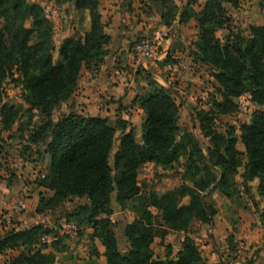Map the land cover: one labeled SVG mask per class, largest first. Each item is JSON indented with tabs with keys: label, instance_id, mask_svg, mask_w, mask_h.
<instances>
[{
	"label": "trees",
	"instance_id": "16d2710c",
	"mask_svg": "<svg viewBox=\"0 0 264 264\" xmlns=\"http://www.w3.org/2000/svg\"><path fill=\"white\" fill-rule=\"evenodd\" d=\"M56 1H75L77 11L87 13L90 21V29L83 37H67L59 47L52 39L51 23L39 4L29 0H0V18L4 21L0 27V104L3 83L16 71L19 77L15 81L23 85L30 111L35 110L42 117L31 138L36 144H45L48 155V170L36 181L41 188L36 211H55L70 198L80 199L72 211L66 213L67 222L91 229L89 239L102 243L106 264L199 262L200 252L189 237L185 238L176 260L152 257L150 246L154 238L159 235L164 242L168 230L157 232L154 229L149 206L161 212L170 230L185 231L195 218L212 222L215 210L208 198L213 191L218 190L227 198L238 191L234 175L241 160L236 148L235 127L228 126L221 131L218 120L236 111L235 99L244 93H251L254 100L264 104V22L249 27L252 37L244 44L238 41L222 45L215 33L229 20L223 4L239 5V0H207L196 13L198 53L201 60L214 69L216 81L214 92L209 96L210 108L197 113L200 130L211 142L204 154L192 133L184 131L179 137L180 105L174 89L160 85L145 68H141V72L147 81L146 91L133 99V104L145 114L140 139L130 123L122 118L113 122L109 117L86 116L71 110L57 121L52 119L54 110L75 96L83 68L94 64L100 69L112 41L107 24L102 20L99 0ZM147 1L161 5L160 23L171 28L178 17L175 0ZM195 1L188 2L180 15V23L195 14L192 9ZM175 63L168 54L162 66ZM141 72L138 70L136 75ZM0 116L4 128L10 130L18 110L1 104ZM117 133L120 136L113 165L111 157ZM241 142L247 157L244 191L258 205L251 184L258 182L257 195L264 201V111H256L250 123L242 125ZM180 160L186 161L183 183L160 199L152 195L145 201L139 195L140 168L151 162L165 167ZM114 168L118 171L116 175ZM115 190L120 204L136 200L142 207L140 217L125 227L127 251L120 249L110 218L114 212ZM262 224L264 226V215ZM52 232L40 225L25 229L10 227L0 237V253L25 248L22 264H56L55 253H44L41 246L44 236L57 235ZM50 244L55 245L54 240Z\"/></svg>",
	"mask_w": 264,
	"mask_h": 264
},
{
	"label": "rangeland",
	"instance_id": "374dc122",
	"mask_svg": "<svg viewBox=\"0 0 264 264\" xmlns=\"http://www.w3.org/2000/svg\"><path fill=\"white\" fill-rule=\"evenodd\" d=\"M39 4L52 26V39L57 47L70 36L83 37L90 29V21L87 13L77 11L75 1L56 0H29ZM100 1L104 6V2ZM190 0H175L178 6V17L172 27H166L158 21H154L146 32H138L134 35L126 47L133 53V59L123 61L120 69L127 71L130 76L123 80L110 81L99 94L95 101L96 108L101 110V115H107L113 122L119 118L127 120L141 138L142 123L145 114L142 109L133 104V98L137 94H143L147 88L145 74L140 67H133L130 63H138L140 60L133 52L136 42L151 38L160 34L163 37L161 50L166 44L171 47L170 56L176 61L174 66L162 63L167 58L164 54L159 61L146 67L153 78L162 86L174 89V96L180 105V118L178 125L182 132L192 133L199 141L204 154L211 145L210 139L205 137L199 126L197 113L200 109L208 110L209 96L214 92V69L204 63L198 53L196 42L199 38V23L196 13H199L207 0H196L192 5L195 12L185 23H180V15L183 13ZM146 2H148L146 0ZM145 7L152 16L160 15L161 5L148 2ZM264 0H239V5L225 2L229 20L215 33L222 45L240 42L244 44L252 37L249 29L252 25H261ZM146 13V12H144ZM102 14V13H101ZM103 20V19H102ZM153 20V19H152ZM0 18V27L3 25ZM161 22V21H160ZM107 32L109 31L106 25ZM109 33V32H108ZM112 46V41L108 49ZM56 56V54H55ZM106 58L105 60H108ZM97 65L83 68L80 76L79 87L72 100L62 104L54 110L52 119L57 121L63 114L71 110L81 113L86 103L80 101V84L86 80L89 73H97ZM171 66V67H170ZM135 68L141 73L134 79ZM136 71V72H137ZM117 76V75H115ZM19 74L8 77L2 87V102L8 106H14L18 110V117L13 122L10 130L3 126L0 116V145L2 146L0 168V237L10 227L19 229L31 228L40 225L53 230L51 241L41 242L44 253L54 252L57 257L56 264H85L90 261L106 264L104 246L99 240L90 241L91 229L79 227L75 223L67 222L66 213L81 200L68 199L64 205L55 210L38 213L36 207L41 188L37 186V179L48 170V155L45 153L46 145L34 143L31 138L37 127L41 124L42 117L37 111H30V103L27 93L20 82L15 81ZM121 86H120V84ZM116 89L115 91L113 90ZM130 93V94H129ZM112 98V101H111ZM237 109L233 114L221 116L218 120V128L221 131L228 126H234L237 136L236 148L240 152L241 164L237 167L234 180L238 191L227 198L220 191H213L208 203L214 208L215 214L212 222L206 223L200 219H193L185 231L170 230L162 219L161 212L154 206H149L152 211V226L157 232L168 230L164 242L156 236L151 244L152 257L158 260H176L179 251L184 246V240L189 237L200 252L201 260L195 264H264V201L257 195L258 182L251 184V190L259 202L257 205L249 197L243 186V175L247 162L246 150L241 142L242 125L251 121L256 111H264V104L254 100L251 93L247 92L235 99ZM0 104V106H1ZM120 133H117L111 162L114 165V154L119 144ZM186 161L180 160L168 166L155 163H146L138 175L139 195L148 202L152 195L160 199L166 193L178 188L183 183ZM115 175L118 173L114 168ZM211 189V188H210ZM206 194V193H205ZM114 212L111 220L114 222L113 231L119 242L120 249L127 251L129 243L125 235V227L140 217L141 204L136 200L125 205L117 201V191L112 195ZM185 203L188 199L184 200ZM149 204V203H148ZM8 218L9 220H7ZM43 239V238H42ZM170 246V248L168 247ZM25 248L15 250L6 249L0 253V264H22Z\"/></svg>",
	"mask_w": 264,
	"mask_h": 264
},
{
	"label": "crops",
	"instance_id": "0c3cea01",
	"mask_svg": "<svg viewBox=\"0 0 264 264\" xmlns=\"http://www.w3.org/2000/svg\"><path fill=\"white\" fill-rule=\"evenodd\" d=\"M103 2L104 6L101 4L102 19L108 25V32L112 37V46L106 57L109 59L105 60L100 69L97 70V73H89L87 79L80 84V101L86 103L87 107H82L84 111L81 114L86 116L108 117V114L101 115L102 111L96 108L95 101L99 99V94L103 91V87L111 80L116 83L118 80L121 81L124 77L130 76L127 71L120 69V66L124 65L123 61L128 60L130 62L133 59V53L128 50L126 44L133 39L135 34L140 31L146 32L154 21L160 23L161 20L160 15H157V17L152 16L148 7H145L146 11H143L144 9L141 10V6L149 4L146 0H102ZM170 50L171 47L166 44L163 50L164 54L168 55ZM139 63L133 62L130 65L140 67L138 66ZM147 66L145 64L143 67L147 69ZM136 71L137 68H135L134 79L137 78ZM113 90L115 91L116 89L113 88Z\"/></svg>",
	"mask_w": 264,
	"mask_h": 264
},
{
	"label": "built area",
	"instance_id": "2783aa9c",
	"mask_svg": "<svg viewBox=\"0 0 264 264\" xmlns=\"http://www.w3.org/2000/svg\"><path fill=\"white\" fill-rule=\"evenodd\" d=\"M162 44L163 37L160 34H157L154 37L136 42L133 47V52L140 60L139 62L143 63V65L146 64L147 66L159 61L164 55V51L161 50ZM6 219L9 220L8 218ZM43 241L50 242L51 238L49 236H44Z\"/></svg>",
	"mask_w": 264,
	"mask_h": 264
}]
</instances>
